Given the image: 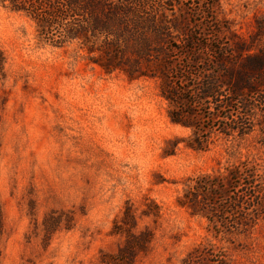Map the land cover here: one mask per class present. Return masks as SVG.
<instances>
[{
    "label": "rangeland",
    "instance_id": "1",
    "mask_svg": "<svg viewBox=\"0 0 264 264\" xmlns=\"http://www.w3.org/2000/svg\"><path fill=\"white\" fill-rule=\"evenodd\" d=\"M2 1L0 264H105L142 234L151 238L132 264H264V133H215L206 151L179 143L166 157L191 132L170 122L159 80L105 74L96 55L77 42L52 46ZM210 1L220 38L245 47L240 68L262 89L264 0ZM186 7L207 12L201 1ZM257 106L251 120L264 125ZM240 164L256 169L263 192L259 217L243 216L246 230L228 224L237 211L220 225L179 206L191 180Z\"/></svg>",
    "mask_w": 264,
    "mask_h": 264
},
{
    "label": "trees",
    "instance_id": "2",
    "mask_svg": "<svg viewBox=\"0 0 264 264\" xmlns=\"http://www.w3.org/2000/svg\"><path fill=\"white\" fill-rule=\"evenodd\" d=\"M185 1L203 2L207 12H194ZM150 2L3 0L2 4L12 12L31 16L52 46L62 48L77 42L88 55L97 56L91 62L107 75L121 71L129 81L159 80V94L168 103L170 122L191 132L185 139L173 140L172 148L165 150L166 157L174 154L179 143L193 151H206L215 133L226 141L242 140L256 127L264 133V125L251 120L254 110L260 109L257 103L264 105V86L260 89L249 83L240 68L238 59L245 47L220 38L223 27L213 21V3ZM1 57L0 53V65ZM261 188L256 169L240 164L191 180L177 202L211 224L227 225L226 215L237 211L240 218L228 224L246 230L249 225L243 224V216H252L250 221L259 217ZM2 231L0 211V236ZM150 238L149 234L129 235L125 247L102 263L132 264L135 252L145 251Z\"/></svg>",
    "mask_w": 264,
    "mask_h": 264
}]
</instances>
